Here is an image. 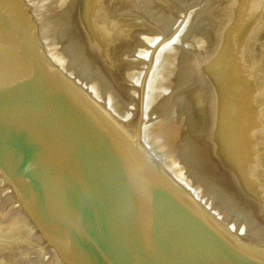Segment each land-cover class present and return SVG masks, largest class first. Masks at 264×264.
<instances>
[{
	"label": "water",
	"instance_id": "95a60500",
	"mask_svg": "<svg viewBox=\"0 0 264 264\" xmlns=\"http://www.w3.org/2000/svg\"><path fill=\"white\" fill-rule=\"evenodd\" d=\"M0 264H264V0H0Z\"/></svg>",
	"mask_w": 264,
	"mask_h": 264
}]
</instances>
